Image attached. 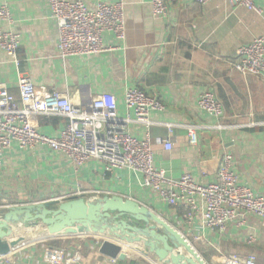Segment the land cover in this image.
Wrapping results in <instances>:
<instances>
[{
	"label": "crops",
	"instance_id": "obj_1",
	"mask_svg": "<svg viewBox=\"0 0 264 264\" xmlns=\"http://www.w3.org/2000/svg\"><path fill=\"white\" fill-rule=\"evenodd\" d=\"M85 1L92 8L102 1L124 3V41L108 32L100 53L63 56L59 25L48 0H0L11 8V29L21 38V68L29 72L38 92L57 90L83 106L96 95L112 93L118 115L131 119L133 136L149 138L154 167L164 169L166 177L177 181L186 172L199 183L217 181L223 157L231 152L238 183L264 196V81L244 76L234 67L239 47L264 34V0H254L262 14L228 0L206 4L175 0L168 18L152 14L151 0ZM0 84L20 100L17 68L2 49ZM129 87L143 88L165 104L163 110L151 112L154 124L134 120V109L125 102ZM207 90L222 102V115L214 117L199 107V96ZM66 123L65 117L44 115L39 129L58 137ZM165 123L174 124L171 149L165 148L170 136ZM189 126L197 131L196 144L190 142ZM164 187L180 193L177 185ZM77 190L122 195L149 206L179 229L210 264H222L223 256L231 254L254 255L256 264H264V220L258 215H248L242 225L230 223L224 229L208 227L198 216L188 223L185 204L162 201L143 184L139 171L109 170L97 158L78 166L66 153L44 145L20 148L14 143L4 150L0 208L62 199ZM104 237L101 232L80 233L27 244L0 256V264H55L46 258L50 249L64 253L61 264H155L136 249L141 244L115 237L111 240L121 243L126 259L100 253Z\"/></svg>",
	"mask_w": 264,
	"mask_h": 264
},
{
	"label": "built area",
	"instance_id": "obj_2",
	"mask_svg": "<svg viewBox=\"0 0 264 264\" xmlns=\"http://www.w3.org/2000/svg\"><path fill=\"white\" fill-rule=\"evenodd\" d=\"M175 0H151L152 14L168 18L170 3ZM206 4L210 0H195ZM262 14L254 0H228ZM52 16L59 25V47L63 56L98 54L104 50V36L112 32L118 41L126 36L125 7L123 2H99L90 7L85 0H48ZM0 49L6 59L18 71L20 100L0 84V163L4 150L17 143L20 148L44 145L53 151H62L80 166L90 158L102 161L106 168L131 169L143 174V184L153 189L162 201L170 205L185 204V217L190 223L198 216L202 223L213 229H224L230 223H245L248 215H258L264 220V196L249 186L238 183L233 166V155L227 152L218 171L217 181L207 184L197 182L190 173H184L177 181L166 177V171L154 167V152L149 138L138 139L130 132L129 117L118 115L117 98L112 93L96 95L88 106L75 104L57 90L39 93L27 70L21 68L19 48L20 34L11 29L14 23L8 3H0ZM234 67L244 76L254 75L264 81V34L238 49ZM128 108L134 109V120L145 125L155 123L151 112L163 110L165 104L156 95L143 88L129 87L125 92ZM199 107L210 115L223 114L224 106L212 91L199 96ZM59 115L67 123L58 137L43 133L40 117ZM169 137L166 149L172 148L173 123H165ZM192 144L197 143L195 127H188ZM165 184L177 185L180 193L165 188ZM101 191L77 190L71 195H83L93 199ZM202 240L203 236L197 235ZM252 239V238H251ZM46 258L55 264L63 263V252L50 249ZM222 264H256V257L231 254L223 256Z\"/></svg>",
	"mask_w": 264,
	"mask_h": 264
},
{
	"label": "water",
	"instance_id": "obj_3",
	"mask_svg": "<svg viewBox=\"0 0 264 264\" xmlns=\"http://www.w3.org/2000/svg\"><path fill=\"white\" fill-rule=\"evenodd\" d=\"M103 233L100 253L124 260L120 242L138 243L155 264H210L166 218L130 197L81 195L0 208V256L27 244L69 234Z\"/></svg>",
	"mask_w": 264,
	"mask_h": 264
}]
</instances>
